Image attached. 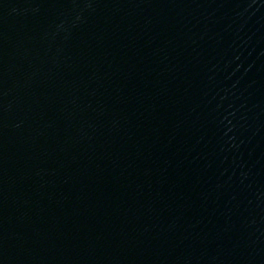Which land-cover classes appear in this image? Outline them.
<instances>
[{
	"label": "water",
	"instance_id": "95a60500",
	"mask_svg": "<svg viewBox=\"0 0 264 264\" xmlns=\"http://www.w3.org/2000/svg\"><path fill=\"white\" fill-rule=\"evenodd\" d=\"M0 264H264V0H0Z\"/></svg>",
	"mask_w": 264,
	"mask_h": 264
}]
</instances>
